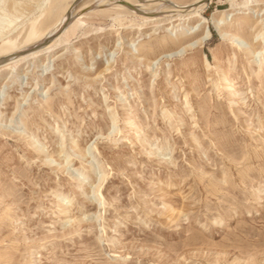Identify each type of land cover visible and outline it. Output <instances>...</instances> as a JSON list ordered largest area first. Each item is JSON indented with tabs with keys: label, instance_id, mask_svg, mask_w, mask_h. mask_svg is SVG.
<instances>
[{
	"label": "rangeland",
	"instance_id": "374dc122",
	"mask_svg": "<svg viewBox=\"0 0 264 264\" xmlns=\"http://www.w3.org/2000/svg\"><path fill=\"white\" fill-rule=\"evenodd\" d=\"M222 9L264 23V0H211L201 46L146 52L178 27L83 11L57 54L0 59V264H264V53Z\"/></svg>",
	"mask_w": 264,
	"mask_h": 264
},
{
	"label": "bare ground",
	"instance_id": "6f19581e",
	"mask_svg": "<svg viewBox=\"0 0 264 264\" xmlns=\"http://www.w3.org/2000/svg\"><path fill=\"white\" fill-rule=\"evenodd\" d=\"M1 1L0 59L3 58L2 61H5L2 65L10 64L13 61H21L27 57H30L31 59L36 56L38 58L39 56L51 53L57 54L61 47L59 44L62 42L61 39L63 37L65 38V36L74 34L81 28V25L83 24L81 21L83 19L77 17L83 11L100 15L101 17L114 16L115 20L121 17V14H124L125 16L136 15L139 18L136 22H132L130 24L124 23L123 21L120 22L123 30L130 28L134 34H144L145 26L153 21L162 20L164 24H172V28L178 27L174 34L172 32H164L158 36L156 40H153L151 36L147 38L144 36V38H142L137 44L138 46H136L139 51L147 52L148 50H153L155 46H158V48L163 49L162 52H168L183 45V50L186 52L189 49L201 46L204 38H206V36L210 33L209 30H205V36H200L199 29L204 19L202 11L207 7L211 0H188L183 2H177L176 0ZM10 1L12 4L11 10L13 12L8 16V18H5L4 16L6 13L4 10ZM32 1L37 4H43L44 7L38 14L33 13L36 15L30 16L32 14L30 13V15L23 17L24 12L21 7L28 2L31 4ZM259 4L260 3L258 2H254L250 4V6H257ZM224 11L225 10L223 9L218 10L213 14L214 25L216 26L221 38L224 39V41L226 39L229 40L234 46L244 50V52L251 57H254L257 54L258 49H260L259 53H264V23L260 24L258 28L255 26V29H253V25L251 24H256L257 22V18L254 19L253 13L247 12L245 17L236 16L233 18V16H231L229 18V14H224ZM220 13H222V15L219 17L218 14ZM19 17L23 18L18 20ZM233 25H237L240 31L246 32L248 40H245L239 33H237L238 31L232 32L228 29V27ZM245 25L248 26L247 30H245ZM49 42L52 43L49 45L47 44ZM147 55H151L150 52H148ZM214 60H217L216 55H214ZM253 61L254 63L258 62L256 58ZM147 65L151 66V62ZM260 71H262V69H260ZM223 79L224 81L217 84L216 87L222 91L229 92L231 97L235 94L234 92H236L235 88L232 86L228 75L225 74ZM185 101L187 102V100ZM47 104L50 105L49 103ZM131 118H133V112L132 110H128L124 116V122H129ZM136 128V123H130L128 126V129H130L131 132H134ZM66 157H70V155L66 154ZM69 160L71 159L68 158L63 162L67 163Z\"/></svg>",
	"mask_w": 264,
	"mask_h": 264
}]
</instances>
